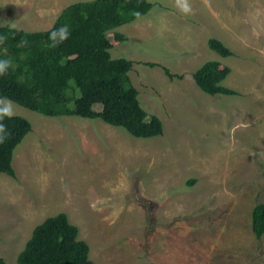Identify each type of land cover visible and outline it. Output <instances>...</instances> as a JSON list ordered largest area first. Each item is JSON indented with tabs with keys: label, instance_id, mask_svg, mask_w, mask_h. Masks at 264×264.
Instances as JSON below:
<instances>
[{
	"label": "rangeland",
	"instance_id": "374dc122",
	"mask_svg": "<svg viewBox=\"0 0 264 264\" xmlns=\"http://www.w3.org/2000/svg\"><path fill=\"white\" fill-rule=\"evenodd\" d=\"M77 1L0 0V25L50 29ZM152 1L109 36H127L112 56L134 60L132 82L163 135L137 138L99 118L46 116L11 100L33 130L15 152L17 176L0 174L8 264L60 212L90 244L91 264H264L252 213L264 202V0ZM211 37L235 54L212 50ZM209 60L232 68L223 83L238 95L198 86L193 73Z\"/></svg>",
	"mask_w": 264,
	"mask_h": 264
},
{
	"label": "trees",
	"instance_id": "16d2710c",
	"mask_svg": "<svg viewBox=\"0 0 264 264\" xmlns=\"http://www.w3.org/2000/svg\"><path fill=\"white\" fill-rule=\"evenodd\" d=\"M152 0H85L67 6L50 29H11L0 25V35L7 37L0 45V58L10 59L12 67L0 76V97L46 116H74L102 119L137 138L164 134V123L142 105L140 91L130 72L134 60L113 58L111 49L127 41V36L109 32L147 15ZM67 26L69 35L54 45L52 31ZM209 46L223 57L235 52L217 37ZM150 67L162 66L147 61ZM171 79H183L162 66ZM232 73L229 65L209 60L193 76L198 86L211 95H238L239 91L223 82ZM101 105L102 109L95 107ZM9 133L0 144V174L17 176L16 150L32 132V122L21 115L5 118ZM196 179H190L189 183ZM253 231L264 235V202L253 209ZM79 227L66 212L49 216L37 225L18 257L19 264H91L90 244L79 237ZM0 264H8L0 257Z\"/></svg>",
	"mask_w": 264,
	"mask_h": 264
},
{
	"label": "clouds",
	"instance_id": "9594fccd",
	"mask_svg": "<svg viewBox=\"0 0 264 264\" xmlns=\"http://www.w3.org/2000/svg\"><path fill=\"white\" fill-rule=\"evenodd\" d=\"M182 8L184 12L190 11L187 3L183 4ZM9 27L11 29H17V25L15 23H11ZM69 34L70 33L67 26H62L60 29L52 31L49 38L53 40V46H55V44L62 43L64 40H66ZM6 39V36L0 35V45H3ZM10 67H12V62L10 59L0 58V76H3ZM14 114L15 109L11 99L0 97V144L4 143L9 135L6 125L3 123V121L5 118L11 119Z\"/></svg>",
	"mask_w": 264,
	"mask_h": 264
}]
</instances>
